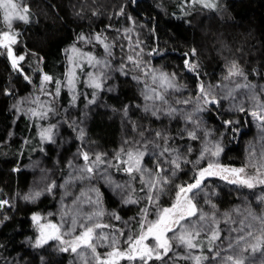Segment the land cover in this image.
I'll list each match as a JSON object with an SVG mask.
<instances>
[{
    "label": "snow or ice",
    "instance_id": "6c2138e0",
    "mask_svg": "<svg viewBox=\"0 0 264 264\" xmlns=\"http://www.w3.org/2000/svg\"><path fill=\"white\" fill-rule=\"evenodd\" d=\"M190 2L193 5L199 3L205 9L218 7L216 0ZM0 19L6 29H0V53H6L13 70L33 83V77L21 64L26 53L16 52L21 33L14 28L15 21L30 23V5L24 0H0ZM128 19L133 27L123 29V38L128 40L130 54L119 71L127 76L130 65L137 73L133 79L141 85L143 101L138 107L145 114L160 121L161 125L164 118L170 123L179 118L183 126L174 133L167 126L152 128L149 125L145 128L132 121L135 135L125 139L109 157L107 152L84 147L85 129L75 128L76 121L73 120L69 126L77 131L81 145L68 161L71 171L59 184L55 179L47 182V177L42 176L44 187L30 189L23 196L25 201L35 202L45 192L54 194L57 187L63 189L58 221L52 212H32L31 220L36 231L33 247L57 242L58 251L75 254L81 264H168V261L179 264L180 260L189 264H254L251 258L254 254L264 255V210L258 212L245 202L220 212L205 193L206 210L199 205L198 197L206 180L216 177L238 189H259L260 194L255 198L264 203V134L261 148L249 151L244 164H225L221 161L222 140L215 137V130L208 128L201 117L205 111L219 107L223 100H229L230 107L239 112L247 110L264 132V87L257 91V86L248 81L236 61L226 66L225 74L215 84L205 83L200 79L199 63L186 58V69L195 73L198 79L196 94L170 100V96L186 85L178 82L174 72L169 73L144 61L138 34L135 40L131 35L135 31V21L131 16ZM77 42L100 45L104 55L98 56ZM77 42L63 50L66 66L62 78L39 68L38 89L13 104L18 114L32 120L41 145L55 142L58 124L51 123V117L56 112L54 101L61 96L62 90L67 89L70 106L77 103L81 94L89 104L95 103L113 71L110 57L114 44L109 43L106 36L101 32H82L77 36ZM195 53L193 48L191 54L185 53V56ZM42 61L43 57H39L37 62ZM80 83L92 89L90 98L87 93H81ZM51 84H55L54 91L47 87ZM241 89L245 90V98L237 103ZM5 93L11 94V89L6 88ZM129 108V105L124 106L125 117H128ZM45 120L48 122L44 123ZM234 123L236 121L223 120L226 127ZM232 131L238 132L239 129L233 128ZM224 135V132L220 133V137ZM177 137L184 143H177ZM195 141H199V147L193 143ZM28 143L25 140V144ZM146 160L152 161L151 166L145 163ZM188 166L190 179L176 183L171 203L162 204L161 197ZM113 168L126 179H116L111 171ZM94 179L103 180L104 185L120 197L121 205L143 204L137 214L139 218L124 220L116 209H107L104 193L100 186L92 183ZM77 187L78 193L69 191ZM11 203V198H0V208ZM222 222L228 226L227 237L222 234ZM181 248L182 252L179 251Z\"/></svg>",
    "mask_w": 264,
    "mask_h": 264
},
{
    "label": "trees",
    "instance_id": "16d2710c",
    "mask_svg": "<svg viewBox=\"0 0 264 264\" xmlns=\"http://www.w3.org/2000/svg\"><path fill=\"white\" fill-rule=\"evenodd\" d=\"M24 2L30 5L31 21L27 24L14 22V28L21 33L15 48L18 54L26 53V59L21 64L33 77V83L26 81L22 73L13 70L6 53H0V198L12 200L10 205L0 208V264H81V260L71 252H60L58 247L52 245L33 247L32 243L36 235L31 220L32 212H52L58 221L63 189L57 187L54 194L45 192L35 202L23 199L41 173L49 171L47 181L55 179L59 184L63 183L64 177L71 171L68 161L73 158L81 141L77 139V131L69 124L75 120V128L85 129L84 147L107 152L109 157L125 139L135 135L132 121L145 128L149 125L152 128L167 126L174 133L183 126V121L179 118L171 123L164 118L161 125L160 121L145 114L138 107L143 101L133 79V75L137 73L132 71L130 65L127 76L119 71L120 65L127 63L126 57L130 54L128 40L123 38V29L133 27L128 17L131 16L135 21V31L131 35L135 40L138 34L144 61L169 73L174 72L178 82L186 85L181 90L182 93L178 94L181 99L194 97L198 83L195 73L185 67L186 58L197 61L200 79L212 84L221 79L228 64L236 61L248 81L255 84L259 91L264 87V0H217L218 7L214 10L200 5L191 7L190 0ZM0 29L6 30L2 19ZM82 32H101L109 43L114 44L110 57L113 71L105 81L103 90L99 91L95 103L89 104L81 94L77 103L70 106L67 89L62 90L61 96L54 101L56 112L51 120V123L58 124L55 142L41 145L32 120L18 114L13 104L20 97H27L38 89L39 68L42 67L55 77H63L66 66L63 50L77 42V36ZM77 43L86 50L95 51L98 56L104 55V49L100 45ZM193 48L196 49L195 55L186 57L185 53L191 54ZM153 49L156 51L153 52ZM39 57H43L42 63L37 62ZM33 69L37 71L33 72ZM47 87L54 91L55 84ZM6 88L11 89V94L5 93ZM79 89L81 93H87L88 98L91 97V88L80 83ZM169 99L173 100L172 96ZM125 105L130 106L128 117L124 116ZM201 118L208 128L215 130V137L222 140L224 151L221 161L236 166L244 164L249 142L259 137L255 120L247 110L234 111L221 103L219 107L205 111ZM223 120H233L236 123L226 127ZM233 128L239 131L233 132ZM221 132L225 133L223 137H220ZM262 134L264 132H260V136ZM176 139L177 143H184L179 137ZM25 140L29 143L25 144ZM193 143L199 147V141ZM260 143L262 146L261 137ZM145 163L151 166L152 161L146 160ZM189 168L190 166L183 169L179 178L173 181L172 186L161 197L162 204L171 203L176 183L190 179ZM111 171L116 179H126L122 173H116L114 168ZM92 183L101 187L107 209H116L124 220L139 218L137 214L143 204L121 205L120 197L113 194L103 180L94 179ZM69 191L78 193L79 188ZM205 193L220 212L245 202L250 203L258 212L264 210V203L255 198L260 194L259 189H238L220 178H208L198 197L199 205L207 210ZM221 228L223 236L227 237L228 226L222 222ZM179 251L182 252L183 249ZM251 258L254 264L264 262V255L259 252ZM168 264H173V261H168ZM179 264L189 262L180 260Z\"/></svg>",
    "mask_w": 264,
    "mask_h": 264
},
{
    "label": "rangeland",
    "instance_id": "374dc122",
    "mask_svg": "<svg viewBox=\"0 0 264 264\" xmlns=\"http://www.w3.org/2000/svg\"><path fill=\"white\" fill-rule=\"evenodd\" d=\"M217 1V0H216ZM195 5H200L199 3H196ZM190 6L192 7V6H194L191 2H190ZM201 6V5H200ZM190 7V8H191ZM135 82H136V85H137V87H138V89H139V91H140V88H141V85H138V83H137V81L135 80ZM90 89V88H89ZM182 90V89H181ZM181 90L179 91V92H176V93H174L173 95H172V99L173 100H175L177 97H179L180 98V96L178 95V94H181L182 92H181ZM245 98V90H243V89H241V90H239V99L237 100V103H239L240 102V100H243ZM222 104H224V107H226V108H229V109H232V110H236L235 108H232V107H230V101L229 100H223L222 102H221ZM179 107H181V108H183L184 106L183 105H179ZM252 118V117H251ZM253 119V118H252ZM51 120H52V117H51ZM47 121V120H46ZM255 123H256V126H257V132H258V134H259V137H258V139L257 140H254L253 142H249V146L247 147V153L249 154V151H251L253 148H255L256 150H259L260 148H261V143H260V132H262V130L258 127V124H257V122L255 121ZM42 176H46L47 177V179H48V177H49V171L47 172V173H41V175H40V177L39 178H36V180L34 181L35 183L37 182L38 184H36L35 185V183L33 184V186L31 187V189H33V188H36V187H39V188H43L44 187V184H45V181H42L41 180V177ZM47 182H49V181H47ZM227 183V182H226ZM7 199V198H6ZM60 207V206H59ZM58 210H59V208H58ZM57 217L59 218V215H57ZM48 245H52V246H56L55 248H57L58 247V245H57V242H49L48 244H46V245H43V247L44 246H48ZM80 260V259H79Z\"/></svg>",
    "mask_w": 264,
    "mask_h": 264
}]
</instances>
